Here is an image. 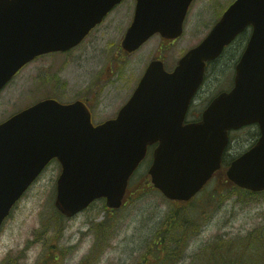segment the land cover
<instances>
[{"label":"water","instance_id":"obj_1","mask_svg":"<svg viewBox=\"0 0 264 264\" xmlns=\"http://www.w3.org/2000/svg\"><path fill=\"white\" fill-rule=\"evenodd\" d=\"M122 0H0V91L36 56L77 45ZM193 0H137L123 45L135 50L160 32L176 38ZM252 36L235 86L218 95L202 119L184 123L206 63L247 27ZM257 123L256 144L232 160L229 180L264 190V0H235L211 32L167 72L153 61L116 118L94 125L81 101L42 100L0 124V227L52 159L62 170L55 206L68 217L106 199L122 206L129 180L157 144L152 185L170 200L189 201L222 167L229 131Z\"/></svg>","mask_w":264,"mask_h":264},{"label":"rangeland","instance_id":"obj_2","mask_svg":"<svg viewBox=\"0 0 264 264\" xmlns=\"http://www.w3.org/2000/svg\"><path fill=\"white\" fill-rule=\"evenodd\" d=\"M233 1H195L185 20L184 35L172 48L174 60L200 43ZM125 21L127 25L129 19ZM109 23L99 29L103 30ZM112 34L107 32L105 39L116 44L113 53H117L122 33L114 27ZM245 37L242 35L230 46L216 68L208 72L204 91L198 96L200 101L207 100L211 92L218 93L232 85L233 66ZM106 40L97 53L90 52L83 61L77 60L83 53L80 50H85L80 48L66 56L48 54L25 66L0 93V123L48 96L66 103L74 100L75 86L81 84L90 69L110 68L109 55L108 59L97 58L108 47ZM158 46L157 38L153 39L130 58L134 65H131L132 79L140 74L138 69H144L150 53ZM65 60L69 62L62 66ZM123 79L117 85L119 94L124 89ZM115 87L109 89L114 92ZM254 135L253 127L233 132L228 161L248 149ZM151 162L150 152L132 175L126 204L121 209L111 211L106 208L105 200L100 199L73 218L61 215L54 205L61 168L57 161L52 162L5 221L0 231V264H38L47 252L50 259L60 255L57 264H157L153 259L156 249L153 240L159 232L168 234L163 232L168 228L167 219L174 209L185 205L165 199L148 184ZM220 183L223 184L221 177L216 176L195 197L196 203L188 206L187 211L193 210L197 216L198 225L192 234L188 233L185 250L176 264H264V192L245 195ZM217 259L222 261L219 263Z\"/></svg>","mask_w":264,"mask_h":264},{"label":"flooded vegetation","instance_id":"obj_3","mask_svg":"<svg viewBox=\"0 0 264 264\" xmlns=\"http://www.w3.org/2000/svg\"><path fill=\"white\" fill-rule=\"evenodd\" d=\"M212 1H215V0H212ZM136 5H137V0H122L121 3L113 7V9L103 19V21L99 23L98 25H96L78 45L66 51H56V52H50V53L39 55L33 61L30 62L32 63L40 57L46 56L48 54H53V53L62 54L63 56L64 55L66 56L68 54L73 53L75 50L78 51L80 48L85 49V50H80V51H83V53H81L77 57L78 58L77 60L83 61L87 59L88 54L90 52H95V53L98 52V48L106 40L105 36L107 32L108 34H112V30L114 29V27H115V30L116 28H118L119 31L122 33L121 34L122 37L121 39L118 40L117 53L116 52L113 53L116 44L114 43L115 45H113L112 43H108L109 41L106 40L108 47L106 49L104 48L101 50V53L103 54L97 55L98 59L99 58L108 59L110 57V59H108L109 62L107 63L108 66L110 65V68L106 66V68L100 67L98 70L97 68L90 69L88 75L84 77L81 84H77L75 86L76 89L74 93V100L71 101V102H76V101L84 102L85 105L90 109L94 124H100L110 118L116 117L119 114V112L128 103V101L134 94L135 90L137 89L141 79L143 78L144 74L146 73L152 61L154 60L161 61L164 65L165 70L168 72H171L175 69L180 58L182 57L180 56L178 57L177 60H174L173 58L174 51L172 49L173 46L175 45V42L180 37L177 39L175 38L171 39V38L162 36L160 33L153 35L148 41H146L142 46H140L139 48L135 50L130 51L124 47L123 41L128 32V29L133 23L135 13H136ZM123 6H125V8H123ZM116 12H119V14L117 13L118 14L117 15ZM114 14H116L115 18L113 17ZM125 19L126 20L129 19L127 25H126ZM108 21H110V23L106 25L103 30H100L99 28L102 27L104 24H106ZM124 21H125L124 26H120ZM156 38L159 43V46L157 47L156 50L150 53V59L145 64L144 69L142 68L138 69L140 74L134 75L136 78L132 79L131 65H133V63L130 60V58L133 55H135L137 52H139L142 48L146 47V45L150 43L151 40L156 39ZM223 55L221 57H223ZM72 58H74V56ZM219 59L210 61L207 64L206 80L208 79V72L216 68L215 65L217 64ZM68 62H69L68 60H65V62L62 63V66L63 64L65 65L66 63L68 64ZM30 63H28L27 65H29ZM122 78H125L123 79L124 89L119 94V92L117 91V85H119L118 83ZM128 79H130L131 81H129ZM43 80L46 82L45 79ZM83 84L84 86H82ZM115 85H116L115 91L112 92L109 89V87L111 88V87H114ZM54 90L57 91L56 87L54 88ZM201 90L202 91L204 90L203 87ZM212 94L213 93L211 92L210 95ZM125 96H127L126 99H123V97ZM215 96L216 95H214L213 97L211 96L207 100L202 98L201 101L199 100L197 104H194L193 106H191L190 112H191V117L193 118L191 120H198L201 117L204 109L208 106V104L211 102V100ZM49 97L56 98L54 96H48L45 98H49ZM101 116H106V119L105 118L98 119ZM188 119L185 122L189 121ZM252 127L255 130V135H254V143H255L260 137V128L258 125H252ZM155 147L156 145H153L150 147V149L151 148L154 149ZM218 175L221 176V178L225 182H227L226 175H223V174L221 175L218 174ZM45 257L46 258L42 257L38 264H57L60 258V255L59 256L55 255L53 259H50L51 254L47 252L45 254Z\"/></svg>","mask_w":264,"mask_h":264},{"label":"trees","instance_id":"obj_4","mask_svg":"<svg viewBox=\"0 0 264 264\" xmlns=\"http://www.w3.org/2000/svg\"><path fill=\"white\" fill-rule=\"evenodd\" d=\"M224 162L228 163V160L225 158ZM221 185H225L220 183ZM245 195H253L254 193L240 189L238 187H233ZM215 189V188H214ZM217 190V189H216ZM196 202H190L184 204L183 207H178L173 210L167 219L168 230L166 229L163 232L168 234L162 235V232H159L153 240V248L156 246V249L153 251V259L157 264H176L185 250L184 246L187 244L189 239V232H191L197 227V218L193 213V210L187 211L189 205H194ZM184 209V210H183ZM253 236V234H251ZM252 243H250L251 245ZM184 248V249H183ZM218 262L220 261L217 259ZM214 260L213 262L217 261Z\"/></svg>","mask_w":264,"mask_h":264}]
</instances>
